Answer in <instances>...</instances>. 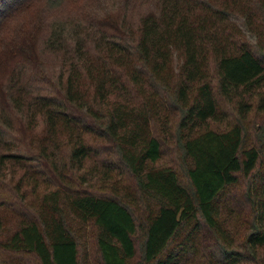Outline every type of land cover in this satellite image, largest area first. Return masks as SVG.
Returning <instances> with one entry per match:
<instances>
[{
	"label": "trees",
	"instance_id": "1",
	"mask_svg": "<svg viewBox=\"0 0 264 264\" xmlns=\"http://www.w3.org/2000/svg\"><path fill=\"white\" fill-rule=\"evenodd\" d=\"M39 1L45 9L35 7L25 23ZM248 1L160 0L134 23L125 14L76 7L82 0H68L79 17L45 22L42 13L65 0H0V61L19 58L40 68L43 51L61 57L56 81L48 72L33 90L13 74L8 107L44 124L45 140L66 132L68 146L67 160L42 146L59 181L42 193L36 215L21 214L4 248L31 253L39 264H87L89 242L71 226L67 208L93 227L99 264H194L205 229L218 251L205 254V264H264V122L250 146L243 124L251 110L264 112V46L255 51L222 33L231 9L253 15ZM256 2L264 23V0ZM16 16L21 27L13 33L7 27ZM216 92L236 109V121L223 128L209 124L225 118ZM1 118L0 144L7 125ZM96 141L111 154L93 173L99 167L106 179L119 168L109 167L114 154L133 176L143 215L118 191H96L91 183L63 188L66 168L83 169L98 155ZM169 144L179 152L177 165L163 162ZM85 175L80 183L88 182ZM241 176L251 218L237 249L227 195Z\"/></svg>",
	"mask_w": 264,
	"mask_h": 264
},
{
	"label": "rangeland",
	"instance_id": "2",
	"mask_svg": "<svg viewBox=\"0 0 264 264\" xmlns=\"http://www.w3.org/2000/svg\"><path fill=\"white\" fill-rule=\"evenodd\" d=\"M210 1L221 4L223 0ZM237 1L241 5L243 1L248 0ZM69 2L65 0L63 6L47 9L46 12L42 13L45 22H50L55 18L63 19L67 17L75 19L79 17L77 11L84 5L86 9H93L94 12L99 14H104L107 11L112 15L125 14L128 20L136 23L138 17L146 9H158L160 5V0H91L89 2L88 0H82V3L80 2L76 5V7H79L76 11L73 7L74 5ZM248 3L253 8V15L247 17L244 13L231 9L228 26L222 33L233 34L235 40L247 42L255 51H258L259 46H264V23L261 22L262 13L256 0H249ZM36 4L32 7V12H26L27 16L24 17L25 23H27L28 18L37 14L35 7L45 9L44 1H39ZM18 20V16L11 19L7 29L11 28L13 33H15L21 27L17 22ZM42 54L41 63L39 64L40 68H36L38 65L36 66L30 61H23L19 58L0 61V114H2L1 120L7 124L6 126L4 125V141L0 144V264H39L33 254L4 248L2 241L13 233L21 219V214L26 216L30 214L36 215L41 205L42 193L56 187V182L59 181V178L57 173L52 171V166L48 161H45L44 157H47L46 155H49L50 152H54L57 160H67L65 156L68 148L66 144V132H59L56 138L45 140L46 129L44 124L38 120L35 123H31L24 114H17L13 108L10 109L8 107V83L12 75H16V72H19L24 82L23 86L29 90H33L39 84V77L40 81L43 82L45 80L44 76L48 72L53 76L54 82L56 81L60 69V55H52L48 51H43ZM35 69L39 72L35 71ZM210 69L212 68L210 67ZM216 97L221 109L225 110V118L221 121H210L209 124L213 128H223L236 121V109L232 103L224 102L217 92ZM261 122H264V112L251 110L247 114L243 120L245 127L244 146L257 144L255 128ZM44 145L47 149H43L46 154L43 156L41 149ZM96 146L99 149L98 155L89 158L83 169H77L76 166L75 168L65 169L64 175L62 178L60 177L64 186L63 188H80L91 183V188L96 191H118L124 196L125 201L133 207L136 214L139 216L143 215L145 213L143 201L136 190L133 176L130 175L126 167L118 162L114 154L109 155L107 158L111 164L109 167L119 166V168L110 170L108 172L109 176L105 177L106 179H102L103 175L99 167L96 168L97 173H93L95 167L100 165L99 163L103 156H107V153L111 154V150L107 148L108 146L105 142L96 141ZM8 153L16 155L9 157L2 155ZM177 157H179V152L175 150L173 145L169 144L165 148L163 162L177 165L179 163ZM84 171L88 182L83 184L80 183L79 174ZM244 186L245 178L241 176L237 183L229 186L230 193L227 195L228 212L232 211L228 224L235 239L233 247L237 249H242V243L249 230L248 226L251 218L250 205L243 197ZM60 188L62 189V187ZM65 212L71 220V226L78 233H83V237L85 234L89 242L91 260L87 264H99L98 253L95 250L92 236L93 227L89 223L85 225L81 224L78 218L73 216L67 208H65ZM225 212L224 210V214ZM211 236L212 234L207 232L206 229L199 236V247L194 253L197 255L193 257L194 264H205V254L218 253L217 249L213 247ZM136 244L138 246V241H136ZM259 251L260 254H264V247H261Z\"/></svg>",
	"mask_w": 264,
	"mask_h": 264
}]
</instances>
